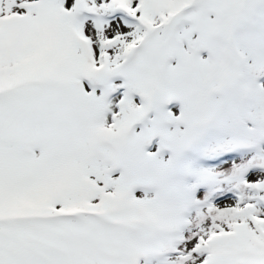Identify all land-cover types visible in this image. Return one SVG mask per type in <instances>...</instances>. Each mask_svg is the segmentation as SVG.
<instances>
[{"label":"snow or ice","instance_id":"6c2138e0","mask_svg":"<svg viewBox=\"0 0 264 264\" xmlns=\"http://www.w3.org/2000/svg\"><path fill=\"white\" fill-rule=\"evenodd\" d=\"M0 264H264V0H0Z\"/></svg>","mask_w":264,"mask_h":264}]
</instances>
